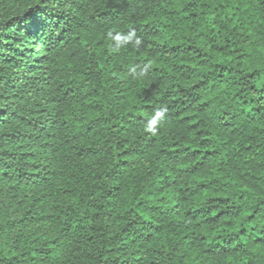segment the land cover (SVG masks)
Instances as JSON below:
<instances>
[{
	"label": "trees",
	"instance_id": "obj_1",
	"mask_svg": "<svg viewBox=\"0 0 264 264\" xmlns=\"http://www.w3.org/2000/svg\"><path fill=\"white\" fill-rule=\"evenodd\" d=\"M0 264H264V0H0Z\"/></svg>",
	"mask_w": 264,
	"mask_h": 264
},
{
	"label": "clouds",
	"instance_id": "obj_2",
	"mask_svg": "<svg viewBox=\"0 0 264 264\" xmlns=\"http://www.w3.org/2000/svg\"><path fill=\"white\" fill-rule=\"evenodd\" d=\"M134 36H135V33L130 32L125 36H121V35L117 34L114 37V39L119 41L120 44H123V43H127L128 41H131ZM137 43H139V39H137ZM166 113H167L166 107H160L157 110H155L154 114L151 116V118L145 124L144 130L148 133H151L152 135H155L157 132V125L159 122H162L165 119Z\"/></svg>",
	"mask_w": 264,
	"mask_h": 264
}]
</instances>
